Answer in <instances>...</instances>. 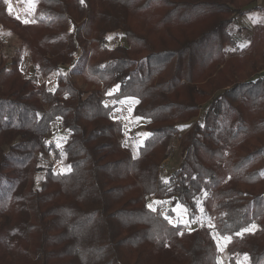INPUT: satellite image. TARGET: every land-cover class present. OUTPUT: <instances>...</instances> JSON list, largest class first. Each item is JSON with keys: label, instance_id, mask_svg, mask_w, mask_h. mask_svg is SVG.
I'll return each instance as SVG.
<instances>
[{"label": "trees", "instance_id": "1", "mask_svg": "<svg viewBox=\"0 0 264 264\" xmlns=\"http://www.w3.org/2000/svg\"><path fill=\"white\" fill-rule=\"evenodd\" d=\"M256 1L35 0L25 23L0 0L19 41L0 40V264H219L212 229L229 264H264V29L247 46L231 30ZM127 97L147 121L137 155L112 117ZM150 196L213 228L169 222Z\"/></svg>", "mask_w": 264, "mask_h": 264}, {"label": "rangeland", "instance_id": "2", "mask_svg": "<svg viewBox=\"0 0 264 264\" xmlns=\"http://www.w3.org/2000/svg\"><path fill=\"white\" fill-rule=\"evenodd\" d=\"M6 7L13 16L19 18L23 22H33L35 20V14H36V2L35 0H4ZM26 23V22H25ZM232 32L235 34L237 33V29L235 28V25L231 28ZM0 40L4 44V52L5 54L12 55L15 51V49L18 47V37L15 34L10 33L9 31H5L2 28H0ZM245 40H241L240 45L244 46ZM121 42H125V38L123 36H117L112 34L109 39V46L114 47ZM21 69L25 76H31L33 77L36 82L39 84L44 81L45 84H48L49 86H54L55 81V75H51L47 78H44L40 75L39 72H37L33 66V64L30 62L28 54H24L22 63H21ZM76 81L79 83L80 86L83 88L86 87L85 82L82 80L80 76H75ZM52 80V81H51ZM137 102L136 98L127 97L124 98L113 110L112 117L115 119H120L126 128V133L130 138L131 146L133 147L134 154L137 155V149L134 144V138L141 137L143 134V128L146 124V120L144 119H138L134 116H132V111ZM183 132V131H182ZM68 137V131L62 126L61 119L58 118L53 122L52 129L50 131V137L49 139L54 141L57 145H62ZM178 139H174V148L172 155L165 160L161 171L160 176L164 179H167L169 175L172 173V171L178 167L180 162V152L178 150ZM48 161H53V155H50L48 158ZM61 166L62 168L64 166L61 165L59 161L55 162V169H61L59 168ZM148 204L152 205V209L156 210V208L160 207L162 204L160 200L156 199L155 197L150 196L148 199ZM161 208L168 210L167 208H172L174 211L173 216L169 217V222L171 223H177L181 222L185 225L186 229L193 230L196 227L207 225L211 228L213 225L212 221H209L207 219H201L197 222H190L186 213L184 210L176 203V202H166L164 203ZM254 227H252L253 229ZM213 236L218 244L219 247V257L218 262L219 264H229V253L227 251V244L230 240V237H221L219 234L212 229ZM248 262V257L245 259L244 257H240V264H246Z\"/></svg>", "mask_w": 264, "mask_h": 264}, {"label": "crops", "instance_id": "3", "mask_svg": "<svg viewBox=\"0 0 264 264\" xmlns=\"http://www.w3.org/2000/svg\"><path fill=\"white\" fill-rule=\"evenodd\" d=\"M251 6H257L239 17L233 25L237 29V35L245 41L247 46L257 29H264V0H257Z\"/></svg>", "mask_w": 264, "mask_h": 264}, {"label": "built area", "instance_id": "4", "mask_svg": "<svg viewBox=\"0 0 264 264\" xmlns=\"http://www.w3.org/2000/svg\"><path fill=\"white\" fill-rule=\"evenodd\" d=\"M158 208H156L155 211L161 213L164 217L169 218L170 217V213L168 212V210H165L163 208H161L160 210H157Z\"/></svg>", "mask_w": 264, "mask_h": 264}, {"label": "snow or ice", "instance_id": "5", "mask_svg": "<svg viewBox=\"0 0 264 264\" xmlns=\"http://www.w3.org/2000/svg\"><path fill=\"white\" fill-rule=\"evenodd\" d=\"M81 2H83V0H81ZM25 22H27V21H25ZM69 170H70V166H69ZM166 182H167V181H166ZM148 207L151 208L152 205H148ZM245 259H247V257H245Z\"/></svg>", "mask_w": 264, "mask_h": 264}]
</instances>
